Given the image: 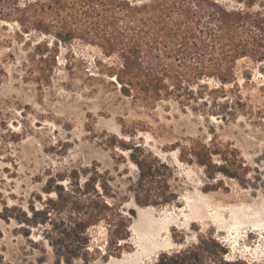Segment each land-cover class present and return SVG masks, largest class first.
<instances>
[{"label": "rangeland", "instance_id": "1", "mask_svg": "<svg viewBox=\"0 0 264 264\" xmlns=\"http://www.w3.org/2000/svg\"><path fill=\"white\" fill-rule=\"evenodd\" d=\"M16 31L0 22L6 73L0 86V264H85L58 261L32 215L53 197L43 191L51 178L92 170L128 198L123 209L132 220L129 252L92 264H152L159 253L177 248L172 229L189 237L195 230L213 234L228 260L264 263V62L237 63L238 88L226 87L234 110L212 104L182 110L173 102L148 108L115 90L98 48L79 41L59 45L54 63L32 67L30 49L44 41L51 47L53 40L32 34L19 44ZM40 68L51 72L49 81L30 75ZM194 140L236 150L250 169L246 181H211L202 168L180 161L174 148ZM143 160L156 163L169 204H135L136 162ZM90 235L103 248V227Z\"/></svg>", "mask_w": 264, "mask_h": 264}, {"label": "trees", "instance_id": "2", "mask_svg": "<svg viewBox=\"0 0 264 264\" xmlns=\"http://www.w3.org/2000/svg\"><path fill=\"white\" fill-rule=\"evenodd\" d=\"M0 22L16 25L19 44L32 34L53 40L51 47L44 41L30 49L32 67L54 63L59 45L79 41L98 48L108 60L103 74L110 84L123 98L148 108L173 102L182 110L210 104L234 110L236 102H228L232 89L226 87L238 88L237 63L264 62V0H0ZM34 74L46 82L51 78L48 69L31 70ZM5 77L0 63V86ZM174 150L211 181L223 176L245 182L250 171L228 147L194 140ZM136 165L135 204H169L156 163ZM97 173L51 178L43 191L53 197L41 213L33 212L58 261L106 262L131 248L132 220L123 209L128 198L100 183ZM99 227L105 232L103 248L90 235ZM171 233L177 248L159 253L152 264H264L226 259L225 246L213 234Z\"/></svg>", "mask_w": 264, "mask_h": 264}]
</instances>
